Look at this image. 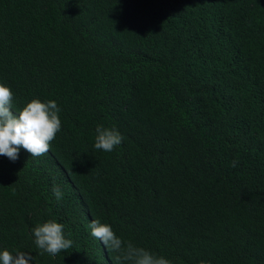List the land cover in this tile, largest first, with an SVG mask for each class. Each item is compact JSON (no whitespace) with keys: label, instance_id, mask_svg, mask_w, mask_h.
<instances>
[{"label":"trees","instance_id":"16d2710c","mask_svg":"<svg viewBox=\"0 0 264 264\" xmlns=\"http://www.w3.org/2000/svg\"><path fill=\"white\" fill-rule=\"evenodd\" d=\"M0 84L61 121L44 155L0 156V251L132 264L98 220L170 264H264V0H0ZM49 220L72 241L55 256Z\"/></svg>","mask_w":264,"mask_h":264},{"label":"clouds","instance_id":"9594fccd","mask_svg":"<svg viewBox=\"0 0 264 264\" xmlns=\"http://www.w3.org/2000/svg\"><path fill=\"white\" fill-rule=\"evenodd\" d=\"M12 101V90L0 84V156L15 161L19 157L21 147L32 157L44 155L61 129L58 115L60 109L57 103L52 100L41 102L34 99L18 113H14ZM95 131L96 150L111 152L122 142L121 134L115 129L98 125ZM53 192L58 200L62 199V192L58 186L53 187ZM89 228L91 235L100 240L109 251L121 253L117 260L131 261L132 264H170L166 258L155 256L130 243L125 248L123 241L108 224L93 220ZM32 233L37 248L51 256L67 251L72 246V241L64 236L63 225L54 220L37 224ZM33 259L31 254L23 251H18L15 255L8 250L0 251V264H32Z\"/></svg>","mask_w":264,"mask_h":264}]
</instances>
